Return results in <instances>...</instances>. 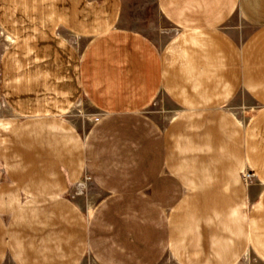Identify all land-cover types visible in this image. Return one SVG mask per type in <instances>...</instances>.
Instances as JSON below:
<instances>
[{"label": "crops", "instance_id": "crops-1", "mask_svg": "<svg viewBox=\"0 0 264 264\" xmlns=\"http://www.w3.org/2000/svg\"><path fill=\"white\" fill-rule=\"evenodd\" d=\"M154 1L157 37L129 24L128 0H0L20 71L5 78L0 59V98L13 85L22 118H0L21 149L2 158L0 264H79L91 249L100 264H264V109L238 147L217 109L236 85L264 103V0ZM235 9L258 29L237 57L221 28ZM80 100L99 119L85 147L67 118ZM160 100L177 119L162 138L144 120ZM193 117L209 154L188 155ZM85 167L104 199L88 212L67 194Z\"/></svg>", "mask_w": 264, "mask_h": 264}, {"label": "rangeland", "instance_id": "rangeland-1", "mask_svg": "<svg viewBox=\"0 0 264 264\" xmlns=\"http://www.w3.org/2000/svg\"><path fill=\"white\" fill-rule=\"evenodd\" d=\"M3 1V0H2ZM12 2V1H11ZM13 3V2H12ZM18 1H15L13 5L17 6ZM3 11L6 15L11 13L13 9L8 2H2ZM126 13L127 15L132 17V21L129 22L130 25L135 26L136 28L144 30L148 34H152L157 37V31H154V26H157L158 31L162 30L167 22L165 23L163 19H160L159 12L157 10V6L155 5L154 0H128L126 4ZM128 24V25H129ZM224 30L228 31V33L232 36L235 47V56L237 57L238 50L240 48H244L246 43L252 38L256 33V27H254L251 23H249L240 12L235 9L232 12L231 17L224 24ZM6 32L3 28L0 29V59H3V56H8V59L11 55L10 51L13 48V41L11 38L6 36ZM14 40V39H13ZM254 53H257V49L255 51L251 50ZM10 53V54H9ZM256 56H258L256 54ZM13 57V56H12ZM12 57L6 60V64L8 66L17 65L16 58ZM12 68L9 67V70H5V78H17L19 77L20 71L15 69L16 66ZM6 88V87H5ZM232 93L230 94V99L227 101H222L220 105H218L217 109H219L224 115H230V121H233V126L230 128H226V133L224 135L226 142H229V145H233L234 147L240 146V142L242 139L243 132L248 124L253 120V118L264 109V103L260 102L252 92H250L245 86L236 85L232 88ZM11 90V91H10ZM7 92L9 93V98L6 93L2 95L0 98V118L3 116H7L9 118H13L12 121H20L22 118L19 117L18 111L14 107L12 102L15 100L16 91L13 89V85L11 88L7 86ZM11 94V97H10ZM174 115V107L168 105L163 100H160L154 103V105L148 110L149 118L144 119L150 122L154 129L157 132V135L160 138L163 137L164 128L172 125L175 119ZM98 116L94 112V110L84 101H78L72 109L67 114V118L75 125L77 131H79L81 135V140L83 146L85 147L87 144V139L89 136V132L94 127L95 123L99 120ZM196 118H187V128L186 135L192 140L187 144L189 145L188 155L189 157H194L196 155L202 156L203 154H209L211 152L208 148H205V141L209 137V127L208 126H200L198 128L195 127ZM204 120V119H203ZM8 131V130H7ZM7 131L5 133L0 134V173L4 174V167L2 165V158H12L19 159L20 153L18 147L16 150L9 149L10 148V137H8ZM12 132V130H11ZM208 132V133H207ZM12 136L11 145H17V137L19 134H10ZM218 135V133H217ZM196 136L198 138L196 139ZM218 139V137H217ZM218 139L217 141H219ZM204 142V143H203ZM221 142V140H220ZM204 145V146H203ZM232 148V146H231ZM175 150V149H174ZM209 150V152H208ZM83 174L79 180L76 182L72 188L69 190L68 198L75 202L77 207L82 209L84 212H88V210L92 211V209L98 204L103 197L97 195L95 193V184L93 180V174L89 173L88 169L85 167L83 169ZM86 177H90L86 180ZM243 183L246 187L258 188V179L255 176V173L251 171L248 167L243 170L242 173ZM29 200V199H28ZM104 200V199H103ZM86 257L79 264H100L97 259L93 256V249L91 251H86ZM246 264H260L259 261L254 257L252 253H249L246 257ZM6 264H14L13 262H6Z\"/></svg>", "mask_w": 264, "mask_h": 264}, {"label": "built area", "instance_id": "built-area-1", "mask_svg": "<svg viewBox=\"0 0 264 264\" xmlns=\"http://www.w3.org/2000/svg\"><path fill=\"white\" fill-rule=\"evenodd\" d=\"M89 178H90V177H88V178L86 177V180H88Z\"/></svg>", "mask_w": 264, "mask_h": 264}]
</instances>
